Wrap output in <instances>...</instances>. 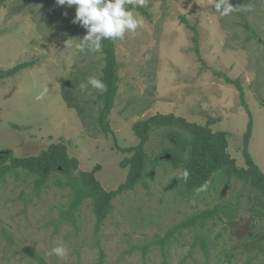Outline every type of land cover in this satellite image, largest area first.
<instances>
[{
  "label": "rangeland",
  "instance_id": "obj_1",
  "mask_svg": "<svg viewBox=\"0 0 264 264\" xmlns=\"http://www.w3.org/2000/svg\"><path fill=\"white\" fill-rule=\"evenodd\" d=\"M16 1L0 6V70L24 62L33 65L0 83V151L11 149L19 157L39 155L50 145L64 142L83 170L97 167V179L105 189L114 190L127 179L129 166L124 167L123 160L133 155L122 148L140 142L134 123L158 113H174L210 125L213 131H226L228 151L238 166H247L243 150L250 117L241 93L234 84L236 92L230 91L215 70L204 74L194 32L181 17L197 25L203 59L215 20L220 19L230 37H238L228 46L246 44L249 64L240 79L247 81L260 102L264 97V0H229L235 10L227 16L215 10L216 0H144L150 16L133 10L134 16L143 18L142 26L116 41L120 81L108 119L112 130L107 134L98 125V95L104 90L88 84L90 77L102 79L103 57L87 47L85 52L79 50L86 30L72 23L75 6L25 0L26 6L15 12ZM250 28L254 34L246 41L252 35ZM81 84H87L84 91ZM65 88L84 108L85 121L78 109L68 105ZM41 92L44 97L37 100ZM226 92L231 100L230 92L234 95L230 105L218 102ZM260 104L252 110L248 103L254 122L249 151L264 169V105ZM160 138V133H153L150 155L158 153ZM151 172L146 182L114 200V209L99 229L90 200L75 215L66 213L70 189L51 185L37 194L33 176L25 171L0 177V264H39L37 256L49 264H101V250L104 264H224V252L231 249L239 253L236 262L240 264L249 254L246 251L260 253L246 245L255 241L256 234L264 235V219L256 213L255 192L243 180L216 175L207 188L187 195L172 185V176L180 170L171 164L152 167ZM231 201L240 202V213L232 223L210 222L208 254L201 245L194 246L196 237L188 229L166 238L189 215ZM57 246H66L69 254L64 258L48 255ZM257 262L264 264L263 253Z\"/></svg>",
  "mask_w": 264,
  "mask_h": 264
},
{
  "label": "trees",
  "instance_id": "obj_2",
  "mask_svg": "<svg viewBox=\"0 0 264 264\" xmlns=\"http://www.w3.org/2000/svg\"><path fill=\"white\" fill-rule=\"evenodd\" d=\"M6 1L0 0V6L4 5ZM15 4V12H20L26 6L25 0H17ZM126 8L132 11L140 10L146 16H150L145 7L132 8V5L128 4ZM181 20L188 28L193 30L194 36L192 39L196 46V54L199 60L204 63L199 47L197 25L191 24L186 16H182ZM249 30L252 34V28ZM253 34L248 36L246 41L251 39ZM117 40H103L101 50L97 52L101 53L103 57L104 65L101 80L107 86L106 90L98 95L100 103L98 125L105 134L112 130L108 119L119 91ZM32 65V63L24 62L11 68L1 69L0 83ZM226 81L236 85L241 93L242 104L249 112L250 119L244 135L245 145L243 150L247 163L246 167L238 166L236 159L228 151L229 142L226 131H213L210 125L190 122L184 117L176 116L174 113H158L134 123L133 130L140 142L137 146L122 148L123 152L133 153V155L123 160V166H129V171L127 179L117 189L107 190L103 187L96 177L97 167L91 171L83 170L79 159L69 155L68 146L64 142L54 143L39 155L31 156L19 157L14 154L13 150L8 149L9 152L0 157V177L5 178L10 174L18 175L20 171H25L27 175L33 176V189L37 194H40L43 189L51 185L62 189H70L71 197L66 213L69 216L75 215L85 201L90 200L97 218V229H99L98 227L114 209V200L119 195L134 190L138 184L146 182V178L152 174V167L168 163L175 169L180 170L179 175L172 176V185L178 188L181 193L187 195H194L197 191L207 188L216 175H222L227 179L235 176L243 180L255 192L253 201L258 207L256 213L264 219V172L254 161L249 151V142L253 133V117L250 114L241 79L226 77ZM257 89L260 91L259 88ZM63 95L68 105L71 108L78 109L82 116L84 108L79 107L74 102L66 88L63 90ZM260 102L264 105V97L260 98ZM82 118L85 121L86 117L82 116ZM155 132L160 133L161 136L157 148L158 153L150 155L148 145ZM185 170L189 173L186 181L183 178ZM240 210L241 204L238 201L218 203L193 213L180 221L174 229L168 231L166 238L170 240V238H174L175 232L181 233L184 229H188L194 232L196 237L194 246L201 245L205 253L208 254L207 240L211 231L210 222L215 223L217 220L226 219V222L232 223L237 219ZM255 238L253 243L247 241L246 245L251 250L258 248L260 253L264 254V235L256 234ZM246 252L249 254L240 264H258L257 260L260 253ZM224 255L226 261L224 264H239L236 262V258L240 256L238 252L233 249L225 250ZM104 256L105 253L101 250V264H104ZM37 259L39 264H49L41 256H37Z\"/></svg>",
  "mask_w": 264,
  "mask_h": 264
},
{
  "label": "clouds",
  "instance_id": "obj_3",
  "mask_svg": "<svg viewBox=\"0 0 264 264\" xmlns=\"http://www.w3.org/2000/svg\"><path fill=\"white\" fill-rule=\"evenodd\" d=\"M55 2L59 6L68 8L75 6L72 23L79 24L86 30V34L79 40L78 48L81 52H85L86 47L88 51L98 52L101 50L103 40L123 39L126 32L135 33L138 27L143 24V18L134 16L133 11L126 8V5L130 4L132 8L143 7L144 0H55ZM214 7L221 16H227L235 10L229 0H216ZM88 84L102 91L107 87L96 77H90ZM86 87L87 84H81V91H84ZM43 97L44 92H41L36 99L41 100ZM188 175V171L185 170L183 173L185 181ZM68 254L69 249L66 246L54 247L48 253V255L60 258H64Z\"/></svg>",
  "mask_w": 264,
  "mask_h": 264
},
{
  "label": "crops",
  "instance_id": "obj_4",
  "mask_svg": "<svg viewBox=\"0 0 264 264\" xmlns=\"http://www.w3.org/2000/svg\"><path fill=\"white\" fill-rule=\"evenodd\" d=\"M222 25L223 24L219 19L215 20L212 27L209 28V45L207 49L204 46V74H206L207 71L215 70L213 72L219 77L225 79L226 77H229L231 79H238L240 78V72L242 73L243 71H245L247 73L246 66H248L249 64L250 51L247 46L242 48H233V46H228L229 44H235L238 37H230L229 33L225 28H223ZM232 85V83L228 82V89L232 92L234 91L235 93L236 86L233 87ZM242 86H244L243 88L245 97L247 98L246 100L250 104L252 110H254V106L261 107L262 105L260 104L259 100L255 97L252 91H250L251 89L248 88L247 81H243ZM232 92H230V96L232 97V100H234V95ZM228 93L229 92L223 93L224 95L218 99V102L228 103L230 105V103H232V100L231 98H228V95H226ZM204 107L208 108L205 104ZM213 119L214 117H212V120ZM260 168L264 172V169L262 167Z\"/></svg>",
  "mask_w": 264,
  "mask_h": 264
},
{
  "label": "water",
  "instance_id": "obj_5",
  "mask_svg": "<svg viewBox=\"0 0 264 264\" xmlns=\"http://www.w3.org/2000/svg\"><path fill=\"white\" fill-rule=\"evenodd\" d=\"M9 151L8 150H2V151H0V157L3 155V154H7ZM167 156H169V155H167Z\"/></svg>",
  "mask_w": 264,
  "mask_h": 264
}]
</instances>
